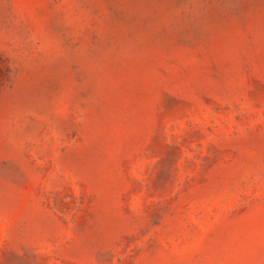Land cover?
Wrapping results in <instances>:
<instances>
[{
    "label": "rangeland",
    "instance_id": "374dc122",
    "mask_svg": "<svg viewBox=\"0 0 264 264\" xmlns=\"http://www.w3.org/2000/svg\"><path fill=\"white\" fill-rule=\"evenodd\" d=\"M0 264H264V0H0Z\"/></svg>",
    "mask_w": 264,
    "mask_h": 264
}]
</instances>
